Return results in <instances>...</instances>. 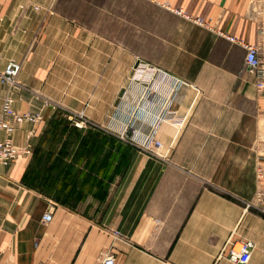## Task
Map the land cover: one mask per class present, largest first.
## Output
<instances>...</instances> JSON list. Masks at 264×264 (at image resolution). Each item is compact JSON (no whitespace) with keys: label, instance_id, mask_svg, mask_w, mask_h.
Masks as SVG:
<instances>
[{"label":"crops","instance_id":"0c3cea01","mask_svg":"<svg viewBox=\"0 0 264 264\" xmlns=\"http://www.w3.org/2000/svg\"><path fill=\"white\" fill-rule=\"evenodd\" d=\"M59 1L0 0V73L10 60L22 63L16 84L0 79V119L8 94L18 112L42 115L13 135L32 153L0 165V264H103L106 255L114 264H236L225 249L244 240L254 243L247 264H264V89L256 86L240 43L256 45L264 56V0H136L134 9L129 0H104L102 24L87 28L75 20L80 15L60 11ZM86 31L104 58L58 60L86 68L71 80L78 88L70 94L64 84L70 80L62 77L57 97H90V88L109 97L113 82L129 79L124 51L135 49V60L183 82L169 110L184 120L159 124L157 154L120 138L110 144L83 136L96 129L92 125L111 126L110 104L96 123L75 124L84 132L72 140L73 154L58 148L46 160L78 179L75 189L85 195L86 208L75 209L48 190L52 176L37 151L59 109L73 115L92 110L90 104L43 102L50 96L43 51L48 34L81 40Z\"/></svg>","mask_w":264,"mask_h":264},{"label":"rangeland","instance_id":"374dc122","mask_svg":"<svg viewBox=\"0 0 264 264\" xmlns=\"http://www.w3.org/2000/svg\"><path fill=\"white\" fill-rule=\"evenodd\" d=\"M104 0H60L59 1V8L60 11H63L64 13L69 14H76L80 15L78 18H75V20H80L84 26L87 28L89 22L91 24H94V21L102 24V17H101V10L98 7L103 6ZM129 8L135 7L136 0H129ZM102 36V35H101ZM129 38V44L134 46V36L133 33H128ZM62 37V36H61ZM59 37L60 39L57 40L56 34H48V45L49 48H46L43 51V58L48 60L47 65L43 66L44 69L48 72V93L49 98L43 99V102H48V104L54 105L57 103H61L62 101L64 103H67L69 105L73 104H80L88 106L90 104V108L92 111H89V108L87 112L84 114V109L81 111L82 113L73 115L68 112L67 109H59L58 111V117L62 121L60 123L58 122L56 125H52L48 128L47 132H45L43 136V150L37 151L38 154L43 155V162L42 166L49 168V173L51 174V182L48 184V190L54 194V196H59L61 200L69 202V206L75 209H85L86 205H81V202L84 200L83 194H78L77 189H75L78 179L76 177L70 178L68 175H70L69 171H71L70 168L63 167V164L54 168H51L50 162H47L46 160L50 158V155H54L56 153L57 149H60V153L67 155V154H73L72 149V140L78 141L82 135V130H74L75 129H82L78 126H76V123H80L81 125H86V123H96L101 117V111L105 107V103L110 104L111 106V117H112V124L107 129H99L98 127L92 125V127L96 129H89L83 136H89L94 140H100L104 141L105 143L113 144L115 143V139H122L119 131L123 129L124 124L128 119H132L133 122L134 118L137 113V109L139 106V93H141L142 90H144V85L141 86L139 82L135 81V66L136 61L135 60V49H129L128 51H124L127 53L128 58V67H127V75L128 80L124 83H112V88L107 93L110 94L109 97H99L100 91H94L92 88H90V91L86 93H92L93 96L90 97H84V98H72V97H66V98H59L56 96L57 92V86L62 85L61 80L62 77H66L67 81L69 82L64 83L65 91H67L69 94L71 93L72 88L77 89L78 88V82L71 81L73 78H76V74L78 73V69L86 68V67H77V66H62L58 65V60L66 62L69 61L70 63L73 58H96V59H102L104 58V50L94 48L93 47V40L91 41L90 37H92L91 34H88L86 31L85 34L82 35L81 40L77 39L76 37H73V35L65 34L63 35V38ZM58 42V46L56 47V43ZM114 56V55H113ZM115 57H119V50L115 51ZM135 63L133 64V62ZM102 67L96 68V73L100 72L99 69L102 72ZM161 68V67H160ZM118 73V72H113ZM85 74L87 72L85 71ZM89 83L85 82L80 84L82 86L83 90H86V86ZM95 83H92L94 85ZM148 84V83H147ZM119 85H122V91L119 92ZM98 90V89H96ZM42 118V115H41ZM40 122V121H39ZM38 122V123H39ZM37 124V123H34ZM89 124V123H88ZM56 132V138L53 136V133ZM132 135V132H128V136L126 137V141L131 143L129 139ZM134 146L138 147L139 149L143 150L146 153H152L148 150H145L141 146L134 144ZM101 148H104L101 146ZM107 148V147H106ZM114 148V147H113ZM112 148V149H113ZM103 151V149H102ZM129 153V152H128ZM68 171V172H67ZM76 174H79L76 172ZM35 181H38V178H36ZM69 198V199H68ZM236 237V236H235ZM228 249V247H227ZM225 249V250H227Z\"/></svg>","mask_w":264,"mask_h":264},{"label":"built area","instance_id":"2783aa9c","mask_svg":"<svg viewBox=\"0 0 264 264\" xmlns=\"http://www.w3.org/2000/svg\"><path fill=\"white\" fill-rule=\"evenodd\" d=\"M181 12V11H179ZM194 21L198 24H205V22L197 17ZM234 40L233 38H231ZM246 49L245 62L248 70L255 74V84L258 89H264V56L261 54L259 47L252 44H246L240 41ZM22 69V63L16 60H10L2 73L0 79L9 84H16V79ZM135 81L139 82L141 86L144 85V96H139V106L136 116L128 119L119 131L121 138L126 140L128 132L132 135L130 142L137 144L152 153H158V150L163 146V143L158 139L156 131L159 124L163 120H171L174 122H181L184 120L182 116H176L169 108L172 105L174 97L181 87L183 82L176 76L163 70L160 67L151 65L138 59L135 66ZM148 83V84H147ZM41 120V114L36 112L20 113L14 108V98L8 94L3 99L2 113L0 119V127L6 132V137L0 139V165H10L19 154H31L32 148L30 145L21 147L14 141V133L19 125L30 122L38 123ZM149 126L148 132L142 129L143 125ZM76 125L81 126L80 123ZM259 194V198H262ZM44 219L49 221L51 213H47ZM241 243L240 249L236 248L237 243ZM254 243L252 241H234L228 246L227 253L229 259L236 264H247L252 256ZM103 264H114L115 257L113 255H106L102 259Z\"/></svg>","mask_w":264,"mask_h":264},{"label":"trees","instance_id":"16d2710c","mask_svg":"<svg viewBox=\"0 0 264 264\" xmlns=\"http://www.w3.org/2000/svg\"><path fill=\"white\" fill-rule=\"evenodd\" d=\"M60 121H62V119L60 120L59 117H58V114H55V116L52 118L49 126H54L56 125L58 122L60 123ZM53 136L56 138V132L53 133Z\"/></svg>","mask_w":264,"mask_h":264},{"label":"bare ground","instance_id":"6f19581e","mask_svg":"<svg viewBox=\"0 0 264 264\" xmlns=\"http://www.w3.org/2000/svg\"><path fill=\"white\" fill-rule=\"evenodd\" d=\"M240 247H241V243L238 242L237 245H236V248H237V249H240Z\"/></svg>","mask_w":264,"mask_h":264}]
</instances>
